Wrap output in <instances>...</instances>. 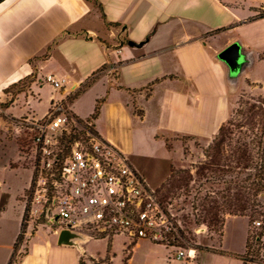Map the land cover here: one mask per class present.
I'll return each instance as SVG.
<instances>
[{"label":"crops","instance_id":"0c3cea01","mask_svg":"<svg viewBox=\"0 0 264 264\" xmlns=\"http://www.w3.org/2000/svg\"><path fill=\"white\" fill-rule=\"evenodd\" d=\"M96 1L0 0V93L33 74L29 90L37 103L44 84L54 89L48 111L90 81L68 109L89 118L93 112L82 113L76 103L95 90L93 111L97 100L104 101L92 119L94 129L129 162L146 132L163 141L167 134L213 136L227 116L238 76L262 63L261 36L252 46L242 42L241 33L253 29L257 35L264 18L253 17L264 10V0ZM128 40L143 44L130 46ZM234 41L251 61L230 81L228 66L217 55ZM47 74L64 79L62 87L45 81ZM46 112H36L34 120ZM143 240L131 248L129 264ZM85 241L80 249L59 245L57 237H40L35 230L18 264H81Z\"/></svg>","mask_w":264,"mask_h":264},{"label":"rangeland","instance_id":"374dc122","mask_svg":"<svg viewBox=\"0 0 264 264\" xmlns=\"http://www.w3.org/2000/svg\"><path fill=\"white\" fill-rule=\"evenodd\" d=\"M259 23L255 27L256 36L253 29L242 31V42L257 46V38L261 36L264 46V19ZM258 56L262 63L254 64L250 71L238 76L236 86L229 93L227 116L213 136L167 134L163 141L146 132L140 137L139 149L129 156V160L148 183L154 198L174 219V228L167 235L168 248L152 245L148 240L140 242L133 264H241L237 256L245 252L246 234L250 236L248 257L254 260H248L246 264H264V230L259 242L253 240L264 224L254 222V219L264 221V195L239 192L234 187L246 177V162L242 158L245 143L248 146L250 139L264 129V51ZM247 61H251L250 56ZM245 62L244 55L242 64ZM27 83L23 81L0 93V264L4 257H11L24 214V240L16 252L14 264H18L27 240L35 230L40 237L58 238V234L52 235L56 226L45 216V198L52 193L50 171L40 173V151L36 150V132L31 124L36 112L39 116L47 111L54 89L44 84L38 89L41 102L37 103L34 93L25 87ZM24 87V91L18 92ZM95 94V90L87 92L76 103L79 111L93 112ZM62 103L67 113L74 116L68 109L70 102ZM79 120L91 121L92 118ZM69 130L71 134L60 144L56 145L52 140L50 149L58 156L66 151L70 138L84 136V130L71 127ZM39 173L42 180L47 179L45 198L41 197L44 192H36L35 180ZM228 194L231 200L223 197ZM237 195L240 200L235 199ZM215 211L213 219L211 216ZM224 218L225 222L229 219L222 238L220 221ZM178 230L184 232L185 239ZM97 238L104 237L95 235V239L84 242L87 255L82 257L83 264H122L123 256H130L132 252L131 242L122 237L116 240ZM108 247L110 254L115 253L113 260L105 258ZM179 250L184 251V256L177 260Z\"/></svg>","mask_w":264,"mask_h":264},{"label":"built area","instance_id":"2783aa9c","mask_svg":"<svg viewBox=\"0 0 264 264\" xmlns=\"http://www.w3.org/2000/svg\"><path fill=\"white\" fill-rule=\"evenodd\" d=\"M45 81L61 88L64 79L58 81L47 74ZM31 124L36 132V150L40 151V173L50 171L52 189L45 198L47 179L42 180L39 173L36 192H44L45 216L56 226L54 233L68 228L80 232L86 240L101 235L167 246V235L174 228L172 216L125 155L97 134L93 120L82 121L68 114L59 101ZM69 127L84 130V136L70 138L66 151L58 156L50 149L52 140L60 144L71 134ZM178 253V258L184 256V251Z\"/></svg>","mask_w":264,"mask_h":264},{"label":"trees","instance_id":"16d2710c","mask_svg":"<svg viewBox=\"0 0 264 264\" xmlns=\"http://www.w3.org/2000/svg\"><path fill=\"white\" fill-rule=\"evenodd\" d=\"M94 1L97 2L96 0H94ZM253 18L254 19H256V18H264V10L258 12ZM246 62H248L247 58H246ZM246 62L242 64L241 69L246 64ZM228 77H229L230 81H236L237 75L232 76L229 73ZM34 78H35V75L32 74L29 77L25 78L24 80L12 84L8 88H13L15 86H18L23 81H27L28 82L27 83L28 85H26L25 87L29 88V86L33 82ZM89 85H90V81L86 82L78 90H76L75 92L71 93L67 97V100L69 102H72L79 95H81V93L87 87H89ZM25 87H24V89L23 88L19 89L18 92L24 91ZM103 101H104V99L97 100L95 108H94V111H93V114L90 116V118H92V119L96 118V116L98 115V112H99L100 105H101V103ZM138 112L140 114L141 111H138ZM32 129L34 130L33 126H32ZM221 129H222V127L220 128V132L222 131ZM256 134L254 135V137H252L250 139L249 144H247L248 146H246V143H245V145H244L245 149L243 150V153H242L243 154L242 158H244V160L246 162L245 163V169L247 171L246 172V177H244V179L241 180V183H236L234 185V187L237 190L239 189L240 190V191L238 190L239 192L246 191L247 193H251L252 192L254 195H257L258 193H262L264 195V129L262 131H260V133L258 135H256ZM240 158H241V156H240ZM249 168H251V169H249ZM249 170H251V171H249ZM223 197H227V200H229L230 199V194L223 195ZM235 199L236 200H240L238 195L235 197ZM242 201L244 203L247 202V200H245V199H243ZM241 207L245 208V205L242 204ZM165 211H166V209H165ZM207 214H208V212H207ZM215 216H216V211L212 213L211 217L214 219ZM254 222H259L260 224L264 223L263 220L260 221V220H256V219H254ZM173 224H174V219H173ZM224 224H225V218L222 219V221H220V229H222V236H223ZM25 227H26V222H25V214H24L23 217H22V221H21L20 232H19V234L17 236V239L15 241V244H14V247H13V252L11 254V257L9 259L8 264H14V257L16 255V252L18 251L19 246L23 243V240H24V236L23 235H24V232H25ZM263 230H264V224L263 225L261 224V227H260V231L261 232L256 234L255 239H253L254 241H256V242L260 241V238L263 235V233H262ZM178 231H179L180 236L185 239L186 237L184 235V232L180 231V230H178ZM249 241H250V236L247 235L246 236L245 252H244V254L237 256L242 261V264H246V262L248 260L252 261V262L254 261L253 259L250 260V257H248V254L250 252ZM130 244H132V246H131V248H132L135 243L132 242ZM198 248H200V246H198ZM130 251H131V249H130ZM130 253H132V252H130ZM130 256H131V254H130ZM130 256H127V255L125 257L123 256L122 264H128V260L130 259ZM82 257L80 259V263L81 264H83ZM114 257H115V254L114 253L110 254V249L108 247L106 249V252H105V258H110V260H111Z\"/></svg>","mask_w":264,"mask_h":264},{"label":"water","instance_id":"95a60500","mask_svg":"<svg viewBox=\"0 0 264 264\" xmlns=\"http://www.w3.org/2000/svg\"><path fill=\"white\" fill-rule=\"evenodd\" d=\"M127 44L130 46H140L143 42L137 43L132 40H128ZM218 58L226 63L230 74H238L240 72L242 61H243V51L242 46L238 41H234L223 48L218 53ZM86 237L80 232L64 228L58 233L57 243L59 245L75 246L81 248L79 242L85 241Z\"/></svg>","mask_w":264,"mask_h":264},{"label":"flooded vegetation","instance_id":"af4514ba","mask_svg":"<svg viewBox=\"0 0 264 264\" xmlns=\"http://www.w3.org/2000/svg\"><path fill=\"white\" fill-rule=\"evenodd\" d=\"M245 55V53H243Z\"/></svg>","mask_w":264,"mask_h":264}]
</instances>
